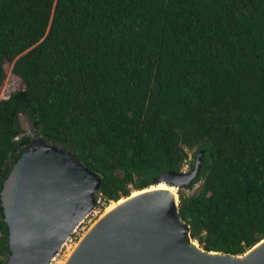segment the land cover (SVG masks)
Returning a JSON list of instances; mask_svg holds the SVG:
<instances>
[{"label": "trees", "instance_id": "1", "mask_svg": "<svg viewBox=\"0 0 264 264\" xmlns=\"http://www.w3.org/2000/svg\"><path fill=\"white\" fill-rule=\"evenodd\" d=\"M4 62L24 88L0 98V189L31 141L22 114L103 201L200 152L181 186L198 190L177 192L190 239L239 255L264 237V0H0V86Z\"/></svg>", "mask_w": 264, "mask_h": 264}, {"label": "water", "instance_id": "2", "mask_svg": "<svg viewBox=\"0 0 264 264\" xmlns=\"http://www.w3.org/2000/svg\"><path fill=\"white\" fill-rule=\"evenodd\" d=\"M199 162L200 152L189 171H166L158 181L172 183L176 189L186 185ZM99 180L69 151L38 136L31 139L1 183L9 251L4 264H49L93 208L95 195H101ZM190 240L177 203L173 205L164 193H149L100 222L67 264H264V245L242 258L244 252L205 251L196 243L198 250L189 246Z\"/></svg>", "mask_w": 264, "mask_h": 264}, {"label": "rangeland", "instance_id": "3", "mask_svg": "<svg viewBox=\"0 0 264 264\" xmlns=\"http://www.w3.org/2000/svg\"><path fill=\"white\" fill-rule=\"evenodd\" d=\"M11 63L4 62L3 63V71H4V79L0 86V98H5L9 93L20 90L24 88V84L22 80L11 73L10 71ZM18 123L20 129L27 135L33 139L36 135L32 132L30 124L26 121L25 117L22 114L18 116ZM189 153V152H188ZM193 156L189 153L188 161L192 164L194 162ZM191 168L189 166H183L181 171L187 172ZM119 174V172H117ZM199 182L192 184V187L189 189L178 187L177 192H181L185 195H191L196 193L198 190ZM131 192H135L134 189L130 190ZM138 191V190H136ZM111 201H103L100 195H95V200L93 204V208L78 222V224L73 228L68 237L64 240V242L60 245L53 259L49 262V264H61L68 257L69 253L72 251L75 244L79 241L82 235L86 232V230L97 220V218L102 214L105 208L110 204ZM108 204V205H107Z\"/></svg>", "mask_w": 264, "mask_h": 264}, {"label": "bare ground", "instance_id": "4", "mask_svg": "<svg viewBox=\"0 0 264 264\" xmlns=\"http://www.w3.org/2000/svg\"><path fill=\"white\" fill-rule=\"evenodd\" d=\"M132 193V192H131ZM149 193H164L168 196L170 201L172 202L173 205L177 203V190H176V185L172 183H165L163 181H157V183L153 186L143 188L141 190L135 191L132 194H129L128 196L122 197L119 200L112 201L110 204L105 208V210L102 212V214L97 218V220L86 230V232L82 235V237L79 239V241L75 244L73 247L72 251L69 253L68 257L66 260L61 263V264H67L69 259L73 257V253L75 250L79 247V245L82 244V242L86 239V237L92 232V230L104 219L107 217L118 213L121 209H123L128 203L131 201ZM187 233V231L185 230ZM189 246L193 248H197L200 250L196 244L195 241L190 240L189 241ZM264 245V238H262L259 242L254 244L252 247H250L247 251L244 252L242 255V258L247 257L248 255H251L254 253L256 250H258L261 246ZM210 255H213V253H210ZM215 255H218L215 253ZM53 258H51L52 260ZM50 260V261H51Z\"/></svg>", "mask_w": 264, "mask_h": 264}, {"label": "built area", "instance_id": "5", "mask_svg": "<svg viewBox=\"0 0 264 264\" xmlns=\"http://www.w3.org/2000/svg\"><path fill=\"white\" fill-rule=\"evenodd\" d=\"M188 155H189V153L187 152V158H186V160L184 161L183 166H187ZM183 166H182V167H183ZM181 169H182V168H181Z\"/></svg>", "mask_w": 264, "mask_h": 264}]
</instances>
